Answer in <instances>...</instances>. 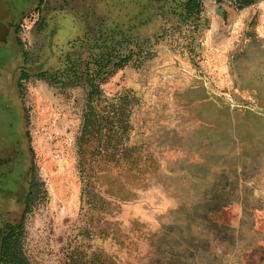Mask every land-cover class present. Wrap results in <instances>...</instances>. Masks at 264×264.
<instances>
[{
    "label": "rangeland",
    "instance_id": "1",
    "mask_svg": "<svg viewBox=\"0 0 264 264\" xmlns=\"http://www.w3.org/2000/svg\"><path fill=\"white\" fill-rule=\"evenodd\" d=\"M25 1L10 52L17 64L28 54V149L0 164V230L17 226L27 263L264 264V89L206 87L218 71L202 68L196 36L122 24L121 0L112 22L105 0ZM151 3L138 1L130 16L146 19ZM111 29L132 40L120 33L104 47ZM204 47V59L238 69L241 44ZM90 93L100 105L130 93L133 105L115 137L125 153L101 158L87 177L78 138Z\"/></svg>",
    "mask_w": 264,
    "mask_h": 264
},
{
    "label": "crops",
    "instance_id": "2",
    "mask_svg": "<svg viewBox=\"0 0 264 264\" xmlns=\"http://www.w3.org/2000/svg\"><path fill=\"white\" fill-rule=\"evenodd\" d=\"M105 1V18L112 22L114 14H117L116 8L113 0ZM243 1L245 0H241L239 5L224 3L222 8L218 7L217 11L216 5L214 6L207 0H200L195 34L198 45H202L200 50L202 53L198 56L199 62L206 72L216 73L218 71V74L213 75L212 78L211 75L205 76L204 85L206 87L229 86L232 82L233 85L237 83L238 86L249 88L251 91L259 88L264 89V85L261 83L262 79L264 80V60L259 61V66H252L257 64V61H255L256 63L252 62L257 56H264V0H252L246 4ZM151 2V5L147 4L145 7L153 8L152 14L146 19L140 20L139 15L134 16L136 19L132 18V14L130 16L133 7H139V5H135L130 0H121V23H142V26L138 29L145 34H151V30H155L160 24L171 25L172 23L181 25L180 28H177L178 30L188 31L187 25L191 23V15L190 20H186L185 16L187 15H181L183 10L191 6L189 0H151ZM212 8H215V10L213 11ZM206 44L220 51L226 49L228 52L241 44L242 54L241 59L237 62L238 69L231 70L221 63L215 64L208 59H204L205 56L209 57L207 48L204 47ZM245 57L250 60L248 64L243 61ZM190 65L189 62L185 63L187 68ZM190 69H192V66ZM227 70L232 72L230 77L223 74ZM258 73L260 74L258 75ZM211 80H214L216 84L213 85ZM209 102L205 101L206 104Z\"/></svg>",
    "mask_w": 264,
    "mask_h": 264
},
{
    "label": "trees",
    "instance_id": "3",
    "mask_svg": "<svg viewBox=\"0 0 264 264\" xmlns=\"http://www.w3.org/2000/svg\"><path fill=\"white\" fill-rule=\"evenodd\" d=\"M138 1L130 0V2L134 4H138ZM251 1L252 0H245L243 3L246 4ZM189 2L191 6L183 10L181 16L187 15L185 16V18H187L186 20H190L189 17L191 15V23L187 25V32L191 33L194 37L197 30L200 0H189ZM134 16L135 14L133 17ZM174 26L178 28L181 25L176 23ZM120 33L122 34L120 38L132 40L127 32L111 29L105 38L108 44L105 41L104 47H108L109 44L111 47L115 42L114 39L118 38L117 34ZM146 38L148 37L145 36L144 39ZM129 59H131V55L121 57L116 64L121 66L129 61ZM90 97L89 104L83 113V125L81 135L78 138L82 145H84L82 150L80 149V153H82L83 170L87 177L91 176L90 171H94V163L99 166V161L107 157H110V160H116L120 155L125 153V146L122 145L121 141L115 139V137L117 134H122L128 129V117L133 105V102L130 100L133 96H131L130 93L121 95L118 102H111L106 105H100L99 102L94 103L92 93H90ZM17 229L15 225H5V227L0 230V264H29L20 251L18 244L20 233Z\"/></svg>",
    "mask_w": 264,
    "mask_h": 264
},
{
    "label": "flooded vegetation",
    "instance_id": "4",
    "mask_svg": "<svg viewBox=\"0 0 264 264\" xmlns=\"http://www.w3.org/2000/svg\"><path fill=\"white\" fill-rule=\"evenodd\" d=\"M26 2L0 0V164L22 158L28 149L27 113L22 87L28 82V54L21 53L23 63L17 64L16 51L13 49L14 57L10 52L16 40L23 37L22 26L28 10ZM44 16L43 13L39 16L38 27H46L48 19ZM24 34L28 37L27 33ZM7 56L10 62L5 66L1 60Z\"/></svg>",
    "mask_w": 264,
    "mask_h": 264
},
{
    "label": "built area",
    "instance_id": "5",
    "mask_svg": "<svg viewBox=\"0 0 264 264\" xmlns=\"http://www.w3.org/2000/svg\"><path fill=\"white\" fill-rule=\"evenodd\" d=\"M209 1L210 3H212L214 6L216 5L217 1H221L223 4L226 3V4H233V3H236L238 0H207ZM213 11L215 10V8H212Z\"/></svg>",
    "mask_w": 264,
    "mask_h": 264
},
{
    "label": "water",
    "instance_id": "6",
    "mask_svg": "<svg viewBox=\"0 0 264 264\" xmlns=\"http://www.w3.org/2000/svg\"><path fill=\"white\" fill-rule=\"evenodd\" d=\"M216 7H217V11H218V7L220 8H222L223 7V3L221 2V1H217V3H216Z\"/></svg>",
    "mask_w": 264,
    "mask_h": 264
}]
</instances>
